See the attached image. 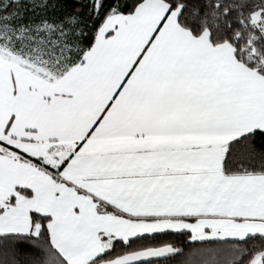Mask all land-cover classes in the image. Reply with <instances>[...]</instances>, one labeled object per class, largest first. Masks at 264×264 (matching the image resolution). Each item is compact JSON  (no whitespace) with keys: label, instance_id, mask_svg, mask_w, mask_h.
<instances>
[{"label":"snow or ice","instance_id":"1","mask_svg":"<svg viewBox=\"0 0 264 264\" xmlns=\"http://www.w3.org/2000/svg\"><path fill=\"white\" fill-rule=\"evenodd\" d=\"M0 264H264V0H0Z\"/></svg>","mask_w":264,"mask_h":264}]
</instances>
